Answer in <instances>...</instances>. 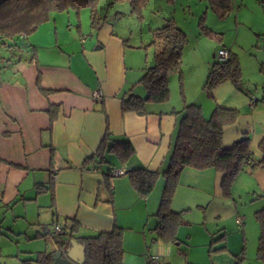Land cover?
<instances>
[{
  "label": "crops",
  "instance_id": "crops-1",
  "mask_svg": "<svg viewBox=\"0 0 264 264\" xmlns=\"http://www.w3.org/2000/svg\"><path fill=\"white\" fill-rule=\"evenodd\" d=\"M254 3L230 0L227 14L215 13L217 20L231 21L232 37L224 28L209 48L201 34L192 41L187 37L181 61L182 66L183 58L192 63L194 72L186 81L182 68L179 84L171 75L166 102L146 103L142 116L123 114L120 95L144 98L137 82L154 64L155 48H147L151 31L163 25L148 29L144 41L141 27L135 40L126 25L117 31L115 20L124 13L109 10L124 3L101 4L98 14L105 21L99 29L90 26L88 8L67 9L51 12L27 35L0 37V264L54 252L56 222L70 241L114 226L123 229L122 264H146L149 252L165 264H264L257 252L255 215L264 210L261 168L239 171L228 196L220 188V169L183 168L171 207L183 213L186 223L177 228L172 244L153 241L152 232L165 184L161 173L185 106L201 107L205 118L215 106L237 110L236 120L222 128L223 148L247 136L249 151L261 157L264 51L258 39L264 35V7ZM221 48L237 57L240 84L237 88L226 80L208 93L204 82ZM97 90L101 98L93 96ZM106 132L130 142L134 153L127 163L112 154L106 155L107 164L87 161ZM134 168L160 173L146 198L137 195L125 174ZM111 169L124 173L111 177ZM71 220L78 229L70 236Z\"/></svg>",
  "mask_w": 264,
  "mask_h": 264
},
{
  "label": "trees",
  "instance_id": "trees-1",
  "mask_svg": "<svg viewBox=\"0 0 264 264\" xmlns=\"http://www.w3.org/2000/svg\"><path fill=\"white\" fill-rule=\"evenodd\" d=\"M149 0H2L0 2V37L13 40L20 34L27 35L34 31L39 24L48 19L51 12H64L67 9L79 10L88 8L90 26L99 29L105 18L100 20L98 8L113 3H127L130 12L138 20L143 19L142 10ZM172 1V0H169ZM209 8L219 16L230 11V0H208ZM202 22V21H201ZM204 34L214 36L206 27H201ZM151 42L148 46L155 48L154 64L145 70V74L137 82L145 90L144 98L131 93L120 95V111H130L142 116L146 113L145 104L149 102H166L168 99V76L170 72H179L181 53L187 43V36L174 22L173 18L164 21L161 28L151 31ZM170 65L166 66L165 62ZM241 69L237 57L230 52L226 62H213L205 80L204 89L209 93L215 86L226 80L231 81L237 88L240 84ZM54 110H50V114ZM51 114V119L54 118ZM238 111L221 109L215 106L209 117L202 115L201 107L187 105L184 115L180 118L178 135L173 142L166 171L161 173L165 182L156 213L157 225L154 227L153 241L172 244L177 241L176 230L184 225L182 212H175L171 207L173 192L178 184V178L183 168L205 170L206 168L220 169V188L224 195H229V188L233 177L244 167L250 171L257 168L264 169V141L259 144L261 157H255L249 151V138L242 136L229 149H224L221 143L222 128L236 120ZM97 146L95 154L87 161L107 164L106 155L112 154L119 162L127 163L134 153V149L127 139L115 140L106 132ZM110 171V170H109ZM108 171V175H109ZM129 183L141 198H146L156 184L159 171L153 172L145 168H134L126 171ZM256 220L259 223L260 235L258 256L264 259V210L258 211ZM74 220L70 221V236L77 231ZM71 238V237H70ZM123 229L114 226L109 232H98L85 238H77V243L83 247L84 263L82 264H122ZM55 250L65 252L70 247V239L63 244L54 241ZM53 252H40L32 259L21 261V264H52Z\"/></svg>",
  "mask_w": 264,
  "mask_h": 264
},
{
  "label": "rangeland",
  "instance_id": "rangeland-1",
  "mask_svg": "<svg viewBox=\"0 0 264 264\" xmlns=\"http://www.w3.org/2000/svg\"><path fill=\"white\" fill-rule=\"evenodd\" d=\"M105 3L103 4L105 5ZM254 4L257 8H260L256 5V3ZM116 10L124 13V16L119 15V19L115 20L117 31H125L126 29L124 26L126 25L127 30L132 31L134 40L137 37H140L138 36L140 27L142 28V36L144 41L146 40L144 35L148 29L161 27L164 24V21L168 18H173L174 22L177 23L178 27L187 35L190 41L197 39L196 36L201 34V40H204V45L208 48L210 45L214 44V41L219 42L221 35L220 32H222L224 28L226 30V35L229 37H232L235 33L233 27L230 24L231 21L223 22L221 20H217L215 12H213V9L209 8L208 0H149L147 6L142 10V20L136 19V17L130 12L129 5L126 2L122 6L113 7V9L109 10V13L113 15L115 14L114 11ZM129 13L132 15L131 19V15H129ZM201 27H207L209 31H212L210 32L213 33L214 36L209 37L208 35L204 34ZM218 33H220V35ZM147 48H150V46ZM183 62L184 63L182 66L181 61L179 69L180 73L170 72L167 82L169 81V77L173 75L172 77H177V84H179L180 82L178 79L180 74L182 75V68L185 72L186 81L189 80V75L194 72L195 68L193 67L192 63L188 61L185 62L184 58Z\"/></svg>",
  "mask_w": 264,
  "mask_h": 264
},
{
  "label": "built area",
  "instance_id": "built-area-1",
  "mask_svg": "<svg viewBox=\"0 0 264 264\" xmlns=\"http://www.w3.org/2000/svg\"><path fill=\"white\" fill-rule=\"evenodd\" d=\"M255 1L259 7H264V0H255ZM258 43H260L261 50L264 51V35H261V37L258 39ZM228 54H229V51L227 49L221 48L217 51L215 58L219 62H226V60L228 59ZM93 96L96 98H101L102 93L99 90H97L93 92ZM123 173L124 172L121 169L120 170L111 169L109 171V176L119 177ZM53 178H54V175H53ZM237 221L240 222V219H238ZM65 235H66V230L63 229V224L57 223V222L54 223L53 236L55 237V240L57 241L58 244L61 245L65 242ZM146 264H165V262L161 256H158L155 253L149 252L146 255Z\"/></svg>",
  "mask_w": 264,
  "mask_h": 264
},
{
  "label": "water",
  "instance_id": "water-1",
  "mask_svg": "<svg viewBox=\"0 0 264 264\" xmlns=\"http://www.w3.org/2000/svg\"><path fill=\"white\" fill-rule=\"evenodd\" d=\"M65 252L55 250L52 253V264H82L85 259L83 256V247L77 243V240L70 241V247Z\"/></svg>",
  "mask_w": 264,
  "mask_h": 264
}]
</instances>
